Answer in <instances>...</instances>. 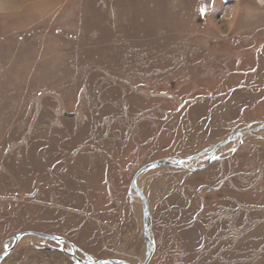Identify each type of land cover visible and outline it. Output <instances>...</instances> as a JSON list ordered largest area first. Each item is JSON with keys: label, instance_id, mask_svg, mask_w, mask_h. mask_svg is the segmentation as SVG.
<instances>
[{"label": "rangeland", "instance_id": "374dc122", "mask_svg": "<svg viewBox=\"0 0 264 264\" xmlns=\"http://www.w3.org/2000/svg\"><path fill=\"white\" fill-rule=\"evenodd\" d=\"M258 66L264 0H0V253L33 231L142 263L134 173L264 120V101L225 99ZM217 157L137 177L147 264H264V128ZM63 250L24 235L0 264H80Z\"/></svg>", "mask_w": 264, "mask_h": 264}, {"label": "water", "instance_id": "95a60500", "mask_svg": "<svg viewBox=\"0 0 264 264\" xmlns=\"http://www.w3.org/2000/svg\"><path fill=\"white\" fill-rule=\"evenodd\" d=\"M66 117H71L74 116V113H63ZM264 128V121H260L254 125L244 127L242 129H236L233 130L231 133H229L224 139H222L220 142L215 143L211 146H208L201 151L194 153L190 156H185V157H173V158H159L155 159L153 161H150L144 165H142L133 175V179L130 185V188L133 189L136 194L140 197L142 204H143V212H142V221H143V226H142V235L143 239L146 242L147 248H146V254L144 257V260L141 264H147L148 261L150 260L153 250H154V245L152 238L150 236V215H149V206L146 201L145 195L143 192L137 187L136 184V179L142 173L143 171L151 168V167H156V166H171V167H177V168H182L187 171H196L199 170L205 166H207L211 161H213L216 158V152L218 151L219 148L226 146L227 144L242 138L245 135L252 134L253 132ZM209 155L206 157V161L200 165V166H194L192 165L191 167V162L196 161L199 159V156L208 152ZM23 235H37L40 238L43 239H49L52 241L57 242L58 244H62V242H67L63 237L58 236V235H51V234H44L40 232H33V231H27V232H18L14 234L12 237L7 239V241H10L11 244L7 249H5L2 253H0V262L1 260L7 256L8 253L12 251V249L15 247V245L19 242L20 238ZM5 241V242H7ZM71 247H73L72 243H68ZM72 256H75L74 253L71 254ZM77 260H80L78 257L75 256ZM83 263H86V261H82ZM95 262L99 264L107 263V264H129L126 262H123L121 260L116 261L112 259H97Z\"/></svg>", "mask_w": 264, "mask_h": 264}, {"label": "crops", "instance_id": "0c3cea01", "mask_svg": "<svg viewBox=\"0 0 264 264\" xmlns=\"http://www.w3.org/2000/svg\"><path fill=\"white\" fill-rule=\"evenodd\" d=\"M258 63H259V60H258ZM259 66H260V64H259ZM259 66L254 68V70L247 71L245 74H243L242 78H240V80H239L238 85L235 86V88H238L237 91L236 92L232 91L230 93L229 97L225 98L226 100H228L230 102V104H234L235 106L240 107V106H245V105H248L251 103H253L255 105L258 102L260 103L261 101H264V75H262V74L257 75L260 72ZM257 121H260V120H257ZM261 121H263V120H261ZM197 172H199V171H197ZM194 173H196V172H194ZM191 174L192 173H190L189 175H191ZM151 195H152V197H154L153 199H155L154 201H156V203H157V201H160V200H158L160 198L159 192L153 191V193ZM151 195H149V196H151ZM153 205H154V203H153ZM104 210L105 209H102L101 213L106 212ZM150 216H151V212H150ZM84 226H85L84 224L80 225L81 228ZM153 229L154 228H153V224H152L151 225V236H152V239L154 240V233H153L154 230ZM117 231L118 230H116V234L118 237L119 233H117ZM157 247H159V245Z\"/></svg>", "mask_w": 264, "mask_h": 264}, {"label": "bare ground", "instance_id": "6f19581e", "mask_svg": "<svg viewBox=\"0 0 264 264\" xmlns=\"http://www.w3.org/2000/svg\"><path fill=\"white\" fill-rule=\"evenodd\" d=\"M249 138H250V137H249ZM250 140H251V139H250ZM221 148H222V147H221ZM219 149H220V148H219ZM219 149H218V150H219ZM191 165H192V163H191ZM153 198H154V197H152V198L150 197L149 200H152ZM146 201H147V199H146ZM147 202H148V201H147ZM148 203H149V202H148ZM23 236H24V235H23ZM23 236H22V237H23ZM34 236H37V235H34ZM22 237L20 238V240H22ZM37 237H38V236H37ZM38 238H40V237H38ZM20 240H19V242H20ZM16 245H17V244H16ZM66 253H67V252H66ZM68 255L71 256L72 258L76 259L75 256H72L70 253H68Z\"/></svg>", "mask_w": 264, "mask_h": 264}]
</instances>
